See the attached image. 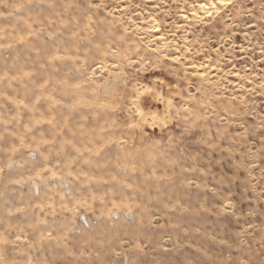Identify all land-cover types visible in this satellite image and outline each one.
I'll return each instance as SVG.
<instances>
[{"label":"clouds","instance_id":"9594fccd","mask_svg":"<svg viewBox=\"0 0 264 264\" xmlns=\"http://www.w3.org/2000/svg\"><path fill=\"white\" fill-rule=\"evenodd\" d=\"M0 264H264V0H0Z\"/></svg>","mask_w":264,"mask_h":264}]
</instances>
